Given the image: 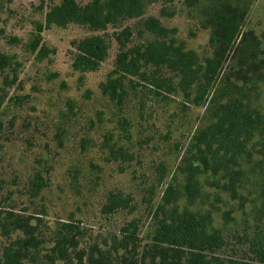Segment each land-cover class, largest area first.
Here are the masks:
<instances>
[{
  "label": "rangeland",
  "instance_id": "1",
  "mask_svg": "<svg viewBox=\"0 0 264 264\" xmlns=\"http://www.w3.org/2000/svg\"><path fill=\"white\" fill-rule=\"evenodd\" d=\"M62 1L3 0L0 6V53L19 62L16 71L0 72V94L5 96L0 109V219L9 211L32 216L48 236L58 222L72 221L86 253L97 246L109 248L114 234L135 221L145 245L165 190L173 186L180 209L212 214L227 240L225 256L246 255V237L264 231L262 137L254 138L231 167L241 174L237 198L226 188L224 172L199 174V190L190 196L181 161L194 133L208 123L209 104L195 103V90L188 97L180 89L170 93L140 80L122 106L112 101L101 85L115 70L119 45L113 33L121 28L107 30L111 47L97 70H78L75 42L94 32L78 23L47 27L48 11ZM77 1L84 5L91 0ZM209 3L160 0L124 25L133 27L132 42L138 43L156 37L139 34L141 20L157 17L204 61L214 54L204 19ZM244 30H253L264 46V0H254ZM164 73L170 76V71ZM244 98L264 112V83ZM123 118L127 124L122 126ZM34 182L45 185L36 192ZM112 191L130 196L131 206L104 212ZM8 241L0 237V247ZM52 244L46 243L44 253Z\"/></svg>",
  "mask_w": 264,
  "mask_h": 264
},
{
  "label": "trees",
  "instance_id": "2",
  "mask_svg": "<svg viewBox=\"0 0 264 264\" xmlns=\"http://www.w3.org/2000/svg\"><path fill=\"white\" fill-rule=\"evenodd\" d=\"M158 1L91 0L83 5L77 0H63L48 11L46 26L78 23L94 32L75 42L74 67L83 72L100 67L111 47L107 30L121 28L113 33L119 45L115 70L101 85L104 94L120 106L136 89V80L170 93L180 89L188 97L195 90L193 101L208 103L211 116L194 133L181 161L186 191L196 195L199 174L224 172L229 178L226 188L237 198L241 174L231 167L238 165V158L257 136L262 137L260 152L264 155V112L244 100L249 90L264 83V46L253 30H244L254 0H209L204 19L211 30L214 54L204 61L176 38V29L154 16L141 20L139 34L147 32L156 37L132 42L134 29L124 23L141 18L147 5ZM187 1L195 5L200 0ZM32 46L36 49L37 42ZM228 62L231 68L223 72ZM18 66L14 56L0 53V72L7 68L16 71ZM164 70L170 71V76ZM4 99L0 94V109ZM121 123L126 125L127 119ZM43 185L33 183L36 192ZM176 199V190L168 186L147 244H141L138 225L131 221L114 234L109 248L97 246L88 253L80 248L81 231L74 222H58L57 229L48 236L33 223L32 216L9 211L0 219V237L9 239L0 247V264H264L263 230L246 237V255L225 256L227 240L214 226L212 214L180 209ZM131 201L123 192L112 191L103 210L128 208ZM48 242L53 244L44 253Z\"/></svg>",
  "mask_w": 264,
  "mask_h": 264
}]
</instances>
